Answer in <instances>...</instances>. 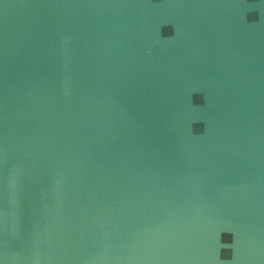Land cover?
Returning <instances> with one entry per match:
<instances>
[{"label":"water","instance_id":"1","mask_svg":"<svg viewBox=\"0 0 264 264\" xmlns=\"http://www.w3.org/2000/svg\"><path fill=\"white\" fill-rule=\"evenodd\" d=\"M0 264H264V0H0Z\"/></svg>","mask_w":264,"mask_h":264}]
</instances>
